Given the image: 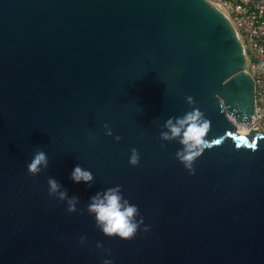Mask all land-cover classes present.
Listing matches in <instances>:
<instances>
[{
  "label": "water",
  "instance_id": "obj_1",
  "mask_svg": "<svg viewBox=\"0 0 264 264\" xmlns=\"http://www.w3.org/2000/svg\"><path fill=\"white\" fill-rule=\"evenodd\" d=\"M247 63L214 0H0V264H264V132H238L254 115ZM187 97L210 122L193 175L178 139H159ZM37 150L48 167L30 176ZM117 185L144 221L129 241L87 212Z\"/></svg>",
  "mask_w": 264,
  "mask_h": 264
},
{
  "label": "clouds",
  "instance_id": "obj_2",
  "mask_svg": "<svg viewBox=\"0 0 264 264\" xmlns=\"http://www.w3.org/2000/svg\"><path fill=\"white\" fill-rule=\"evenodd\" d=\"M186 103L192 108L181 117H169L163 124V129L159 135V139L164 142H171L178 139V143L182 146L175 153L176 160L183 165L189 175L194 174L193 164L199 158L210 144L205 137L210 131V122L205 118V114L199 108L193 107L194 101L192 97L186 98ZM104 135L113 137L116 142L121 140L119 135L113 136L112 129L108 124L103 125ZM163 147V145H161ZM140 160L137 149L130 151L128 163L130 166H138ZM48 167V158L44 151L37 150L33 155L31 162L27 165V173L30 176H36L43 169ZM70 179L74 183H85L89 187L94 181L93 173L80 165L74 167ZM48 194L59 201L66 202L67 212H76V205L79 203L78 197L68 198L67 191L62 189L61 184L54 178L47 180ZM87 212L94 216L95 226L102 232L105 237L119 238L122 241L133 239L141 225L144 223L140 216L137 205L130 203L124 198L122 189L119 185L110 187L102 192H97L90 197L87 205ZM139 217V219H137ZM143 231L147 232L145 227ZM84 237L80 238V242L84 243ZM102 245L96 244V248L100 249ZM110 254V250L108 251ZM102 264H112L111 260H104Z\"/></svg>",
  "mask_w": 264,
  "mask_h": 264
},
{
  "label": "built area",
  "instance_id": "obj_3",
  "mask_svg": "<svg viewBox=\"0 0 264 264\" xmlns=\"http://www.w3.org/2000/svg\"><path fill=\"white\" fill-rule=\"evenodd\" d=\"M239 32L247 53L246 73L254 85V115L249 130L264 132V0H219Z\"/></svg>",
  "mask_w": 264,
  "mask_h": 264
},
{
  "label": "bare ground",
  "instance_id": "obj_4",
  "mask_svg": "<svg viewBox=\"0 0 264 264\" xmlns=\"http://www.w3.org/2000/svg\"><path fill=\"white\" fill-rule=\"evenodd\" d=\"M216 3H219L220 4V2L218 1V0H214ZM221 5V4H220ZM238 132L240 133V134H243V135H245V134H247L248 133V131H247V129L245 128V127H243V126H238Z\"/></svg>",
  "mask_w": 264,
  "mask_h": 264
},
{
  "label": "snow or ice",
  "instance_id": "obj_5",
  "mask_svg": "<svg viewBox=\"0 0 264 264\" xmlns=\"http://www.w3.org/2000/svg\"><path fill=\"white\" fill-rule=\"evenodd\" d=\"M241 139H243V138H241ZM217 142H219V141H217ZM253 147H254V145H252Z\"/></svg>",
  "mask_w": 264,
  "mask_h": 264
},
{
  "label": "rangeland",
  "instance_id": "obj_6",
  "mask_svg": "<svg viewBox=\"0 0 264 264\" xmlns=\"http://www.w3.org/2000/svg\"><path fill=\"white\" fill-rule=\"evenodd\" d=\"M219 1V0H218Z\"/></svg>",
  "mask_w": 264,
  "mask_h": 264
}]
</instances>
